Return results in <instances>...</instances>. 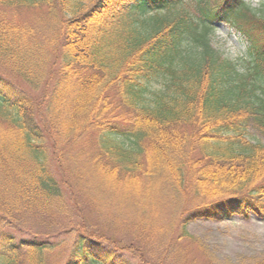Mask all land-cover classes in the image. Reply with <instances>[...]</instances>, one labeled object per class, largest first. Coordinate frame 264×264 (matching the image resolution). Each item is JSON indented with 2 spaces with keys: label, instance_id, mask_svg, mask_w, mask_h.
<instances>
[{
  "label": "trees",
  "instance_id": "16d2710c",
  "mask_svg": "<svg viewBox=\"0 0 264 264\" xmlns=\"http://www.w3.org/2000/svg\"><path fill=\"white\" fill-rule=\"evenodd\" d=\"M222 23L243 61L213 49ZM263 198V11L0 0V264H186L192 222Z\"/></svg>",
  "mask_w": 264,
  "mask_h": 264
},
{
  "label": "rangeland",
  "instance_id": "374dc122",
  "mask_svg": "<svg viewBox=\"0 0 264 264\" xmlns=\"http://www.w3.org/2000/svg\"><path fill=\"white\" fill-rule=\"evenodd\" d=\"M244 1L255 10L264 12V0ZM21 18L31 20L32 14L25 12ZM211 44L225 59L237 62L245 59L247 42L228 24L217 25ZM250 138L261 140L254 132L250 133ZM53 171L60 179V169L56 164ZM167 214L170 218V213ZM188 233L191 238L181 240L180 245L187 247L186 264H264V219L260 216H235L224 222L198 220L188 226ZM62 248L64 253L68 252L67 247ZM65 256L62 254L63 260L59 264L65 263Z\"/></svg>",
  "mask_w": 264,
  "mask_h": 264
}]
</instances>
